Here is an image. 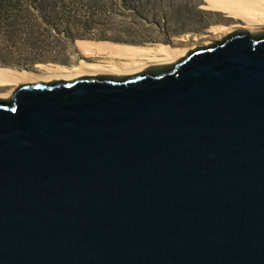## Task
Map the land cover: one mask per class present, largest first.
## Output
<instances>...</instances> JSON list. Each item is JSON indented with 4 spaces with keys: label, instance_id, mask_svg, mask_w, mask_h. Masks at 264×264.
I'll use <instances>...</instances> for the list:
<instances>
[{
    "label": "water",
    "instance_id": "1",
    "mask_svg": "<svg viewBox=\"0 0 264 264\" xmlns=\"http://www.w3.org/2000/svg\"><path fill=\"white\" fill-rule=\"evenodd\" d=\"M0 264H264V31L0 97Z\"/></svg>",
    "mask_w": 264,
    "mask_h": 264
},
{
    "label": "rangeland",
    "instance_id": "2",
    "mask_svg": "<svg viewBox=\"0 0 264 264\" xmlns=\"http://www.w3.org/2000/svg\"><path fill=\"white\" fill-rule=\"evenodd\" d=\"M22 1L26 14L15 38L16 45L8 44L9 55L14 61L27 62L26 70L34 72L38 71V63L71 66L77 62L81 57L75 47L77 38L71 41L68 33L105 36L111 41L130 40L143 45H173L176 39L188 33L189 46L201 43L204 40L201 36L207 34L209 25L219 21L216 13L202 7L211 0H80L76 3L56 0L55 9L43 11L49 20L56 22L51 25L43 22L40 11L35 8L31 7L27 12L31 6L29 0ZM63 3L66 5L64 9ZM85 20H90L86 27L80 23ZM32 26L34 33H28ZM194 34L201 37L198 42L192 40ZM5 44L1 33L0 46ZM32 59L36 60L29 64Z\"/></svg>",
    "mask_w": 264,
    "mask_h": 264
},
{
    "label": "bare ground",
    "instance_id": "3",
    "mask_svg": "<svg viewBox=\"0 0 264 264\" xmlns=\"http://www.w3.org/2000/svg\"><path fill=\"white\" fill-rule=\"evenodd\" d=\"M203 9L216 13L218 22L207 28L201 43L188 46L190 35L186 33L172 44L155 45L114 42L111 40L78 39L75 47L81 56L71 66L64 64L38 63V71L0 67V97L8 96L19 84L72 80L88 75H131L153 65L172 64L185 56L188 50L220 41L226 34L242 29L248 33L264 31V0H211ZM209 35L214 38H208ZM198 42L201 37L192 35Z\"/></svg>",
    "mask_w": 264,
    "mask_h": 264
},
{
    "label": "trees",
    "instance_id": "4",
    "mask_svg": "<svg viewBox=\"0 0 264 264\" xmlns=\"http://www.w3.org/2000/svg\"><path fill=\"white\" fill-rule=\"evenodd\" d=\"M29 0L30 7L27 8V12L29 9H36L40 11L41 18L43 19L44 23H48L51 25H56V22L52 21L51 19L49 20L47 17L43 14V11H48V9H55L56 7V0ZM73 3H76L80 0H71ZM96 1V0H95ZM97 2V1H96ZM95 2V3H96ZM124 2V1H123ZM44 3V4H43ZM91 3V2H90ZM91 5V4H90ZM66 8V5L63 3V9ZM46 12V13H47ZM26 14V9L23 6V1L22 0H0V34H4V39L6 40V44L3 45L2 47L0 46V66H10V67H16L19 69H27V62L22 63L19 61H14L11 59V52H10V45L8 44H15L17 40L16 35L18 30L20 29L19 27H22V21H24V16ZM90 20H85L80 22L81 25L84 27L89 25ZM56 27V26H54ZM22 29V28H21ZM56 29V28H55ZM28 33H34V26L30 28ZM70 40H78V39H94V40H112L109 39L105 36H99V37H90L86 36L84 34H67ZM32 40V38H31ZM75 40V41H76ZM116 42H124V43H132V44H139L135 41H130V40H113ZM33 45V44H32ZM41 59V58H40ZM36 59L29 60L28 63L32 64Z\"/></svg>",
    "mask_w": 264,
    "mask_h": 264
},
{
    "label": "flooded vegetation",
    "instance_id": "5",
    "mask_svg": "<svg viewBox=\"0 0 264 264\" xmlns=\"http://www.w3.org/2000/svg\"><path fill=\"white\" fill-rule=\"evenodd\" d=\"M99 75L104 76V75H109V74H99ZM112 76H116V75H112Z\"/></svg>",
    "mask_w": 264,
    "mask_h": 264
},
{
    "label": "crops",
    "instance_id": "6",
    "mask_svg": "<svg viewBox=\"0 0 264 264\" xmlns=\"http://www.w3.org/2000/svg\"><path fill=\"white\" fill-rule=\"evenodd\" d=\"M210 26V25H209Z\"/></svg>",
    "mask_w": 264,
    "mask_h": 264
}]
</instances>
